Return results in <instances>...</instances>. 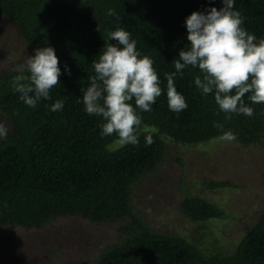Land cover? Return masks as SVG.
I'll return each mask as SVG.
<instances>
[{"label":"trees","instance_id":"obj_1","mask_svg":"<svg viewBox=\"0 0 264 264\" xmlns=\"http://www.w3.org/2000/svg\"><path fill=\"white\" fill-rule=\"evenodd\" d=\"M206 4L219 8L220 0H0V22L10 20L34 49L54 47L61 74L50 89V99L35 107L25 105L10 85L14 70L0 74V117L10 123L0 138V227L42 229L65 217L91 223H119L117 242L106 247L92 264H264V210L232 252L202 248L186 237L154 232L134 211L133 185L160 165L166 140L198 146L220 139L212 121L235 133L243 146L261 144L264 103L251 104L252 116L224 113L212 94L201 95L193 83L197 69L182 70L174 78L187 107L169 110L164 92L165 73L187 44L183 21ZM245 17L244 26L264 36V0H234ZM112 8L115 15H108ZM121 26L136 40V47L153 60L162 92L150 111L141 112L138 143H119L116 134L101 137L102 118L83 109L82 93L93 75L92 60L107 32ZM114 42V41H109ZM67 64L69 72H64ZM62 110L49 111L56 99ZM151 134L152 142L144 137ZM165 140V141H164ZM208 189L231 183L208 181ZM178 211L193 224L223 218L224 212L196 194L184 195Z\"/></svg>","mask_w":264,"mask_h":264},{"label":"clouds","instance_id":"obj_2","mask_svg":"<svg viewBox=\"0 0 264 264\" xmlns=\"http://www.w3.org/2000/svg\"><path fill=\"white\" fill-rule=\"evenodd\" d=\"M234 0H220L217 8L206 4L203 10H193L185 16L187 44L178 49L172 60L174 71L165 73V95L169 110L179 112L187 107L183 93L177 91L174 78L183 75L185 68L197 69L193 83L201 95L212 94L224 119L232 114L253 115L251 104L264 103V36H256L244 26L245 17L233 7ZM108 15H115L112 8ZM107 40L93 59L94 74L82 93L84 111L102 118L99 135L116 134L120 144H137L142 124L141 112L150 111L161 95V80L153 60L136 47V40L125 28L117 26L107 32ZM114 41V42H109ZM34 54L26 55L22 63L14 65L10 87L18 99L35 107L43 98L50 99V89L58 83L61 67L51 45L37 47ZM68 73V65H64ZM63 99L46 105L49 111H59ZM212 125L221 130L220 139L231 141L235 133L224 129L220 121ZM9 128L0 120V138ZM144 142L151 143V134Z\"/></svg>","mask_w":264,"mask_h":264},{"label":"rangeland","instance_id":"obj_3","mask_svg":"<svg viewBox=\"0 0 264 264\" xmlns=\"http://www.w3.org/2000/svg\"><path fill=\"white\" fill-rule=\"evenodd\" d=\"M32 54L15 25L2 20L0 74ZM0 120L10 128L6 118ZM165 144L157 169L133 185L134 211L156 233L177 234L202 248L232 252L264 210V136L261 144L250 146L222 139L198 146L170 140ZM208 181H228L231 186L211 190L203 186ZM189 194L219 207L223 218L200 225L189 222L178 211ZM118 228L119 223L96 224L78 217L58 218L39 230L0 227V264H92L117 242Z\"/></svg>","mask_w":264,"mask_h":264},{"label":"flooded vegetation","instance_id":"obj_4","mask_svg":"<svg viewBox=\"0 0 264 264\" xmlns=\"http://www.w3.org/2000/svg\"><path fill=\"white\" fill-rule=\"evenodd\" d=\"M1 23H2V21L0 22V26H1Z\"/></svg>","mask_w":264,"mask_h":264}]
</instances>
